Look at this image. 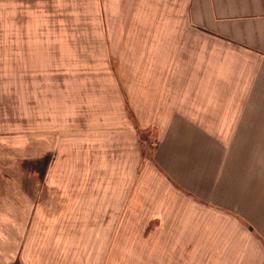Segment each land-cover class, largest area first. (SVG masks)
<instances>
[{
	"label": "crops",
	"instance_id": "crops-1",
	"mask_svg": "<svg viewBox=\"0 0 264 264\" xmlns=\"http://www.w3.org/2000/svg\"><path fill=\"white\" fill-rule=\"evenodd\" d=\"M66 1L85 30L68 35L75 48L59 69L100 72L84 99L97 97L103 129L68 148L57 141L41 190L0 156V264H264V224L244 239H206V223L184 222L190 203L216 201L203 191L216 192L232 163L264 168V0H85V15ZM123 73L136 81L137 119L156 127L140 172ZM117 117V130L99 123Z\"/></svg>",
	"mask_w": 264,
	"mask_h": 264
},
{
	"label": "rangeland",
	"instance_id": "rangeland-1",
	"mask_svg": "<svg viewBox=\"0 0 264 264\" xmlns=\"http://www.w3.org/2000/svg\"><path fill=\"white\" fill-rule=\"evenodd\" d=\"M78 3L82 7H78L77 14L85 15L87 3L85 0ZM63 4L69 5V1L0 0V156L5 153L13 156L14 176L29 177V190L34 191L42 189L40 184L44 182V177L48 179L57 141L62 140L68 148L73 143V137H80L83 144L86 135L91 134L89 129L93 127L94 133L103 129L97 126L96 114H92L94 112L90 108L97 97L84 99L85 95H95L99 90L86 87L84 81L100 80V72L78 73L59 69L70 64L71 56L65 53L75 48V40L69 39L68 35L85 30L81 22L83 18L77 16V21H72L70 17L75 14H71ZM62 15L68 18L59 20ZM123 74L124 81H120L119 90L126 97L130 122L127 128L142 142L140 172L154 151L151 145L157 140L156 127L148 120L137 119L133 108L136 81L131 77L132 73ZM148 74L142 73L147 77V83ZM100 91L104 89L100 88ZM110 91L116 95L114 84L110 86ZM106 106L96 105L95 110L103 111ZM62 110L64 112L60 114ZM120 122L118 117L99 121L110 131L117 130L115 127ZM117 132L112 135L115 142L118 140ZM61 134L64 135L62 138L57 137ZM114 146L116 151L117 145ZM94 154L100 156L101 152ZM60 157L65 162L69 161L70 153L62 152ZM93 158L96 157L93 155ZM240 164L246 162L232 163L231 172L228 169L220 183L219 188L225 191L220 193L219 188L216 192L210 188H206L207 192L203 191L204 196L211 194L217 197L215 202L197 199L201 206L189 205L191 216L188 220L185 217L184 222L206 223L207 229H211L205 232L206 239L218 234L222 235V239H231L235 232L238 239H244L253 225L259 228L264 224V168ZM114 166L117 163L112 162L111 167ZM143 217L136 218L142 221ZM199 233L202 238V233Z\"/></svg>",
	"mask_w": 264,
	"mask_h": 264
}]
</instances>
